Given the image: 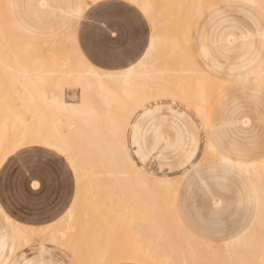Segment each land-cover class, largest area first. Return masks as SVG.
Here are the masks:
<instances>
[{"label":"rangeland","instance_id":"374dc122","mask_svg":"<svg viewBox=\"0 0 264 264\" xmlns=\"http://www.w3.org/2000/svg\"><path fill=\"white\" fill-rule=\"evenodd\" d=\"M206 1V5L204 3L199 9L183 2L178 10L176 8L178 0L176 2L174 0L173 5L166 3L168 0H154V7H159H155V10H162V8L160 9L161 5H168L161 15L167 21L166 28V23L163 27L165 20L161 22V27H157L158 24L154 26L150 19L142 14L140 8L128 0L99 2L84 0L85 7L80 18H74L67 14V9L75 7L80 0H0V60L11 68L6 71L0 66V128L5 121L12 124V121L15 123V118L21 119L26 116L21 111L22 107L16 103L15 93L19 87L18 78L11 79V75L15 73L16 69L24 68L31 73L38 69H60L75 72L74 70H79L81 67L77 69L79 58L76 59L77 55L72 52L74 45L81 50L93 67L114 71L128 66L129 57L141 56L147 47L150 35L156 31L166 37L168 35L175 44L173 49L169 47V50L171 48L174 51L173 55L168 52L171 56L166 58L170 60H166L169 65L166 64L167 62L164 65L169 67L172 65L174 67L171 68L174 69L177 67L193 69L195 65V70L199 69L205 73V77L208 76L207 79L204 76L203 80L197 79V81L201 80V83L204 82L200 86H198L199 81L197 82L196 78L192 79L194 76H199L196 73L191 76L192 80L190 81L192 83L195 80L194 83L196 82L197 87L203 90L201 92L202 95L204 94L203 104L198 102L195 96L196 91L200 89L193 91L191 83L190 87L193 90H189V86V89L186 87L187 95L190 97H187L188 101L186 97L182 101L170 97L157 99L166 104L173 102V107L184 112L188 119L173 117L164 106L143 123L144 147L148 157L144 163H141L133 155L138 167H143L156 177L165 175L173 181H178L185 170L191 169V163H200L197 173L191 174L187 180L174 183L171 190H168L169 193L168 191L166 193L162 186L151 181L146 183L147 186L145 185L147 190L136 189L132 187L133 183H129V185L131 184L130 189H135L130 192L131 190L129 191L127 188L130 197L124 194L126 190L121 191L122 194L130 198L128 202V198H122L127 206H130L122 209L117 203L119 202L116 197L118 191L115 188L117 183L114 184L113 189L112 187L109 189L105 185L107 186L104 187L105 192H103L105 190L102 189L103 187L98 190L94 186L99 181L90 187H93L92 189L95 187L94 192L89 188L82 190L80 187H84V183L80 187L77 184L78 180L81 182V178L86 176L90 180L87 179L84 182H92L91 176L94 178L95 174L92 175L93 173L90 171L92 174L90 173L89 178L87 170L98 166L94 162L98 158L89 163L94 166L90 169H86L83 165L88 175L77 180L66 154H60L47 146L31 143L8 155L0 166V204L15 221L35 227L47 224L57 219L70 207L76 195L83 194L82 196L87 198L86 189L90 190L92 198H88L92 207L95 206V208H89L91 207L89 201L88 204H80V206L89 205L86 209L83 208L84 210L79 215L83 219L87 215L85 220L89 219V226L86 227V229L88 228L86 234L83 229L79 228L84 220L82 222L81 218L76 216L78 225L76 221L72 223L74 228V224L77 225L76 233H74L77 234L76 238L73 241L66 239L68 243L74 244V247L68 246L65 240L56 245L50 242V237L41 236L40 238L44 240L33 237L29 248L25 251L26 257L32 260V264H193L191 258L187 256V252L192 249L200 254L199 264H206L209 263L203 261L204 257L209 255L206 244L214 241L211 249L216 252L217 260H219L221 255H218V252L222 253L224 249L222 240L232 229L248 226L249 203L246 189L236 176L238 173L233 170L226 172L224 166H221L217 161V157L224 155L233 160L245 162L264 156V86L257 84L252 76H249L245 81L237 80L239 75L249 72L264 60V43L261 44L257 37L251 41L253 47L248 57L258 54L259 61H257L259 63L256 62L247 69H242L239 58L246 52L240 45V38L244 35L263 32L264 23L262 20L264 16L259 9L246 2ZM161 12L163 10L159 13ZM161 16L159 14V17ZM228 35L237 38V41L231 46L220 41ZM72 40H75L72 45L76 44L70 48ZM167 40L169 41V39ZM21 41L44 45V47L26 50L21 48ZM54 43H57L56 47H54ZM162 53L161 51V55L158 54L159 57L163 55ZM168 53L165 54V57ZM46 58L47 60H45ZM159 60L163 59L159 58ZM44 61H47L45 66L42 65ZM53 61L55 62L53 63ZM157 64L160 67L163 65L162 62V65L159 62ZM54 78L45 80L32 88L48 93L56 84ZM28 81L30 82L32 79L30 78ZM106 83L108 86L111 84L110 87L116 88L115 82L114 84ZM156 83L158 84V82ZM60 87L62 90L64 89L62 92L67 100L72 102L80 100L78 96L80 92L76 88L78 86L73 87L71 82L62 81ZM158 87L160 88L162 85H157ZM190 91L191 93L188 94ZM192 93L195 94V99L191 98ZM86 97L88 101L85 99V102H88L90 109L99 108L97 97L96 99L93 94L86 95ZM122 100L126 105L120 104L124 108L126 106V109L129 108L126 103L129 102L127 98L126 101L125 98ZM195 102L203 105L205 113L203 119L196 116L195 107L198 104ZM151 103L153 104L154 101ZM37 104L42 107L43 113L35 116L49 120L53 113L45 109L46 104L42 101L39 100ZM120 104L118 106L122 109ZM201 104L199 105L202 107ZM114 109L111 110V114L114 112V115H122L121 111H118L120 113L117 114ZM99 110L101 109L99 108ZM96 114L98 117H102L105 124L104 111H97ZM62 119L70 120L69 117ZM100 123H102L101 120ZM96 127L98 128V126ZM101 128L106 129L102 125L100 133L102 132ZM108 128L111 130L110 127ZM107 131L108 129H106V133ZM186 131L190 136L185 134ZM182 132L184 136H179ZM103 133L101 134L103 135ZM69 134L68 140L71 144L68 141L67 145L71 149L77 148V143H81L82 140L78 138V134L73 135L75 131ZM110 134L112 135V133ZM117 135L122 136L120 138H124L129 143V130ZM100 136L97 138L99 139ZM13 137L15 136L12 133L6 134L8 142ZM69 137H72L71 140ZM101 137L105 139L108 135ZM164 138L167 139V142L162 141ZM78 139L80 142L76 143ZM115 139H117L116 136ZM207 139L211 140L216 148V155L205 153L204 145ZM82 144L83 141L81 146L79 144L80 150L78 148L80 154L83 152ZM187 148L195 149V155L190 163L184 164L182 156ZM69 149L67 151L75 154L73 150ZM101 167L99 164L97 169L101 170ZM95 170L94 173H96ZM102 178H100L101 181ZM107 178L111 180L110 177ZM112 179L120 181L118 176H114ZM33 182H38V190H34L32 187ZM122 183L120 184L122 185ZM129 185L128 187H130ZM77 186L82 190V194ZM123 187H125L124 184ZM97 190L100 194L103 193L104 196L101 194L102 200L98 197ZM94 199H96V203H94ZM211 199L219 201V205H213ZM85 201L87 200L85 199ZM120 205L122 206V204ZM0 240L6 242L1 261L6 258L9 261H15L19 253L14 255L12 253L13 242L10 228L1 213ZM101 243L103 247L105 244H112L110 247L116 245V247L114 246V250H109V245L108 247L106 245L107 249L104 248V250L112 251L108 253L105 250L104 257L103 253L101 255L97 252L101 256H96V250H99ZM40 245L47 249L46 252H40ZM106 252L111 256H108ZM98 257L105 259H102L101 262L97 260ZM214 259L216 261V258Z\"/></svg>","mask_w":264,"mask_h":264},{"label":"bare ground","instance_id":"6f19581e","mask_svg":"<svg viewBox=\"0 0 264 264\" xmlns=\"http://www.w3.org/2000/svg\"><path fill=\"white\" fill-rule=\"evenodd\" d=\"M85 1H87V0H85ZM132 1L135 2V4L137 3L141 6L142 10L149 17V19L154 24V26H157V24H158L159 26H157V27H161L160 26V24H162L161 22H163V20H165L162 18L161 15H162V13H164L165 8H167L168 5H164V6L161 5L160 9L162 8L163 12L159 13L162 10L158 9L159 10L158 11V10L154 9L155 7L159 8L157 6L154 7V5H153L154 0H132ZM173 1L174 0H168V2H166V3H170L171 5H173ZM176 1L177 0H175V2ZM205 1L206 0H178V3L176 4L177 7L176 6L175 7L178 8V10H179L181 8L180 5L183 4V2H185V3H189L190 5L199 9L201 5H204V3L206 5V2H208V1H206V2ZM255 1H257L259 4H263V2H264V0H255ZM159 14L161 17H159ZM159 18H162V19H159ZM159 21H160V23H158ZM166 22L167 21L165 20L163 22V24ZM163 27H165V24ZM166 28H167V23H166ZM72 36H74V34H72ZM168 37H169L168 35L166 37L165 35L159 34L156 31H155V33H152L151 43H150L149 49H148L145 57L135 67L128 69V70H125V71H121V72H104V71H100V70L95 69L92 66H90L84 60V58L81 56L76 45H74L76 43L73 44L74 46L72 45V42H75V40L71 41V47L70 48H72V46H73L72 52H74L77 55V56L75 55L76 59L79 58L78 60L81 61V62L80 61L78 62V60H77V63H79L81 65L80 66L78 64L77 69H79L80 67H81V69L74 70L75 72H68V71H63L60 69L59 70L58 69H51V70H49V69L48 70L38 69V71H34L33 73H31V72L25 70L24 68L16 69L15 73L13 75H11L12 80L15 78H18L17 83H18L19 87L15 93L16 103L22 107L21 111L24 114H26V116L22 117L21 119L15 118L14 119L15 123H13V121H12V124H10L11 122L9 123V122L5 121L1 125V128H0V161L8 153H10L12 150L16 149L19 146L31 144V143H33V144H44V145H47L49 147H52L53 149H56L57 151L61 152L63 155L66 154V158L71 163V165H72V167L76 173L77 180L79 178L85 176L87 174V172L89 173V178H90V175L92 173H93L92 175H94V174L96 175V176L94 175V178H93V176H91L92 177L91 181L93 182L92 185H91L92 182H90V181H88L89 183H86V181L84 182V180L88 179L87 176H86L87 178L86 177L85 178L83 177L84 179L81 178L82 179L81 182H79V180L77 181V184L79 187H80V185H82L84 183V187H80L82 190L84 188H89L90 190H93V192H94L96 190L95 187H94V189H92L93 187L92 188H90V187L93 186L94 183L96 184L98 181H99V183L97 185H94V186H96L97 189L100 187L101 188L103 187L102 188L103 190L105 189L104 187H107V186L109 189L111 187L113 189L114 184L117 183L115 186L116 190L118 191V193L116 192V195H117L116 197H118L119 199L122 200V203H121V200H119L117 198V201H119L117 203L120 207L118 205L117 206L119 208H122V209L129 208L130 206H127L126 202L122 198L127 199L128 197H130L129 196L130 192H133V190L135 188L136 189L140 188L141 190H143V189L147 190L145 185L149 181H151L152 183H155L156 185H158L160 187L162 186V189L164 188L163 190L167 193L168 190H171L173 184L178 182V181H162V180L150 179V178L146 177L143 173H141L138 169H136L132 165V163L128 159L127 154L125 152L124 138H120L122 136L117 135V134H123L125 132L126 124L129 120V118L131 117V115L142 104L146 103L147 101L155 99V98H161V97H170L173 99H179L181 101L184 97H186V100L188 101V99L190 97L187 95V90L189 88H190L189 90H191L193 88L194 89V90L192 89L193 91L200 89L197 87L196 82L194 83V81L195 80L197 81V79L203 80L202 78L205 77V73L201 72V70H199V69L195 70L194 69L195 65H194L193 69L192 68L187 69L185 67L184 68H178L177 67L176 69H174V68H171L174 66H172V65H170V67L168 66L169 62L166 60H169V59H166V58L171 57V56H169L170 53H171L170 55L174 54L173 53L174 51H172V49L175 46L174 40L172 39L173 40L172 41L171 38L170 37L168 38ZM167 39H169V41ZM69 40H71V39H69ZM170 41H172V42H170ZM58 44H60V43H58ZM53 45H54V47H56L57 43H54ZM53 45H51V46L53 47ZM172 45H173V47H172ZM41 47H44V45H36V44H32V43L27 42V41H21V48L26 49V50H31V49L41 48ZM163 47H165V48L163 49ZM166 47L168 48V50ZM169 47H171L172 49L170 48V50H169ZM161 51L163 52L162 53L163 55L161 57H159V55H161L160 54ZM164 51H166V52H164ZM168 52H170V53H168ZM166 53H168V55L165 57ZM159 58L160 59L162 58L163 60H159ZM45 60H47V58ZM46 62L44 61V63H42V65L44 64V66H45ZM54 62L55 61H53V63ZM158 62L160 64L162 62L163 65L161 64L162 66L160 67L157 64ZM164 63H166L168 65H166V64L164 65ZM0 66L2 67V69L5 68L3 70H6V69L10 70L11 69L9 66L4 65L1 60H0ZM197 68H198V66H197ZM194 73L199 75L201 78H197L199 76H197V77L194 76V77H192V79H194V78H196V79L191 83L190 82L192 80L191 76L195 75ZM207 77H205V78L207 79ZM30 78L32 79V81L29 82L28 80ZM51 78H54L56 80V84H54V86L50 89V91L48 93H44L40 90H36V89L32 88V86L38 85L39 83H41L45 80L51 79ZM255 80L258 83H261L264 85V69H263V71H261L257 75ZM62 81H65V82L69 81V83L71 82V85L73 87L78 86V87H76L79 89L78 92H80L78 94L79 99H80L78 102H72V101H69L65 98V96L63 95V92H62L64 89L62 90V87H60V84ZM200 81L197 83L198 86L203 85V83H204L203 81H202L203 83H201ZM106 82H110L112 84H114V82H115L116 88L110 87L111 84H110V86H108ZM156 82H158V84ZM190 83L195 85V86H193V85L191 86ZM157 85H160V86L162 85V87L157 88ZM188 86H189V88H188ZM186 87L188 89H186ZM195 87H197V88H195ZM201 88H202V86H201ZM202 91H203L202 89L197 90L196 95L195 94L194 95L197 97L196 98V99H198L197 101L201 102L203 104V102H204L203 95L204 94L202 95V93H201ZM190 93H191V91L188 92V94H190ZM90 94H93L95 96V98L96 97L98 98L97 103H98L99 108L101 110H103L105 113L104 119L106 120L107 125H106V123L104 124V122L102 121V117H98L96 114L97 111H99V112H103V111L99 110V108L96 110L92 109V108L90 109L88 102H85V99L88 101V98L86 97V95L88 96ZM194 95L192 93L191 98L195 99ZM120 97L125 98V101L127 98V100L129 102H126V103H128L129 108L126 109V106L124 108V106L121 105V104H123V105H126V104L122 100L123 98L120 99ZM187 97H189V98L187 99ZM39 100L46 104V106H45L46 110L51 111L53 113L52 117H50L49 120H44L42 117L35 116V115H38L40 113H43L42 107H40L37 104ZM198 102L197 103L195 102V104H198ZM201 103H199V104H201ZM119 104L122 106L123 110L121 109V107L118 106ZM199 104L197 106L195 105L196 106L195 110L198 113L202 114L204 111L203 110L204 108H203L202 104H201L202 107ZM113 108H115L114 110H115V112H117V114L120 113V112L118 113V111H121V114L124 116L114 115L115 114L114 112H113V114H111V110ZM125 110H126V113L124 114ZM29 113H30V115H28ZM63 117H69L70 120H68V119L64 120V119H62ZM98 118H100V119H98ZM100 120L102 123H100ZM101 124L103 126H105L106 129H108L109 132L107 131V133H109V134L106 133V129L104 130V128L103 129L101 128V131H102L101 133L104 132L103 135L99 132L100 127L102 126ZM111 125H112V127H111ZM96 126H98V128ZM106 126L110 127L111 130ZM80 128H82V129H80ZM95 128H97L99 130H97ZM15 129H16V131H15ZM79 129H80L81 134H83V135L79 134L80 133ZM74 131H75V134H73V135L76 136L78 134L77 135V136H79L78 138H80L83 141V144H82L83 146L81 147V148H83V149H81V150H83V152L81 154L79 151L80 150L79 144L81 146L82 141H81V143H77L78 141L80 142V139L76 140V143L78 145L77 148L74 147V149H77V150L71 149V147L69 145H67V143L69 141L68 136H70L69 133L74 132ZM9 133L10 134L12 133L15 136L12 138V140H10V142H8L6 140V134H9ZM110 133H112V135ZM100 135L103 137L108 135V137H105V139H104ZM113 135H115L117 139H115V136L112 137ZM86 136L87 137L89 136V137L87 138ZM94 136H95V138H97V136H100V138L99 139L97 138L98 139L97 140L94 138ZM111 137H112V139H111ZM71 138H70V140H71ZM111 141H112V143H111ZM69 143L71 144L70 141H69ZM88 143L91 145L90 148H89ZM85 144H87V145H85ZM100 144H102V146H100ZM92 146H94V147H92ZM78 148H79V150H78ZM68 149L71 151L73 150V152H75V154L71 153L70 151H67ZM211 152L213 155H215L213 153V151H211ZM96 158H98L99 162H98V160L94 161V162H96L95 164H98V166L94 167L93 164L91 166L89 163H91V161L93 162V160ZM217 158H219V157H217ZM99 164H100V167L104 166L105 168L101 167L102 168L101 170L97 169L99 167ZM83 165L86 169L87 168L90 169L91 167H94V168H92L91 170H87V172H86ZM87 166H89V167H87ZM240 167L247 174H249L251 176V178L253 179V181L256 184L258 194H259V209H258L257 216H256L253 224L251 225V227L241 237H239L235 241H232L231 243L224 245V249L222 250V253H219L220 251L216 250V251H219L218 255H221L219 260H217V257H216L217 254H215L216 252L213 249H211L212 245L206 244V247L209 250L208 257H204L205 260L203 259V261L209 262L206 264H264V163L258 164V165H240ZM93 169L94 170L97 169V170H95L96 173L93 172L94 171ZM103 176H105L106 179L103 180V178H105ZM114 176H118V180H120V181L113 180L112 178H114ZM107 177H110L111 180ZM100 178H102V181L100 180ZM97 179H99V180H97ZM124 179H126V180H124ZM88 180H90V179H88ZM100 182H102V183H100ZM122 182H124V183H122ZM85 183H86V187H85ZM103 183H105V184H103ZM107 183H109V184H107ZM120 183H122V185ZM125 183H127V184L125 185ZM129 183H133L134 185L132 184V187H135V188L131 190L130 189L131 184L129 185ZM99 184H102V185H99ZM123 184L126 188L123 187ZM105 185H107V186H105ZM109 185H111V186H109ZM128 185L130 187H128ZM127 188H129L128 190L129 191L131 190V191L127 192ZM82 190H81L80 194L83 193ZM86 190L85 191L89 193V194L87 193V195H88L87 198L82 196L83 194L82 195H76V198H75V201H74L72 207L69 209L67 214L57 223H55L51 226H48L46 228L36 229V230L18 227L16 229V248H17V250H20L22 248L29 246L30 241L33 237H36V238H38V237L40 238L41 236L50 237L51 238L50 242H53L52 244L55 243L56 245L60 241L63 242L64 240L66 241V243H68L66 239L73 241V239H75L76 235H77V234H74V233H76L77 225H78V221L76 220V218H77L76 216L81 215L80 212H82V210H84L83 208L86 209V207H89V205H91V207H89V208H95V206L92 207V203H90L91 201H89V198H92V197H90L91 196L90 190H88V189H86ZM98 190H97V192H99ZM123 190L124 191L126 190L127 193L124 192ZM85 191H84V193H85ZM105 191H106V189L103 192H105ZM121 191L124 192V194L127 195L128 197L125 196L124 194H122ZM78 192L79 191L77 190V193ZM97 192H95L96 195H97ZM100 192H101V189H100ZM100 192L98 193V197H100L102 200L103 193H101L102 194L101 195ZM119 192H120V195H118ZM169 192L170 191H168V193ZM96 195H94V196H96ZM93 198H95V197H93ZM85 199L87 201H85ZM96 199L99 200V198H97V196H96ZM96 199H94L95 202L94 201H92V202L96 203ZM131 199H132V197H131ZM129 200H130V198L127 199V202ZM87 202L89 203V205H87V206L84 205L85 207L83 205L80 206V204H84V203L86 204ZM99 203H101V201H99ZM120 204H122V206ZM129 205H130V202H129ZM89 208H87V209H89ZM77 210H81V211L77 212ZM82 215H83L82 217H84V214H82ZM86 216L87 215H85L84 219L79 216V218H81L80 221L84 220V222L82 221L83 222L82 225H80V227H79V228L83 229V232H86L88 229V228L86 229V227L89 226V224H88L89 219L85 220V219H87ZM75 221L77 222V225L74 224L76 229L73 227V224H72ZM86 221H88V222H86ZM86 234H87V232H86ZM86 234L83 233L84 236H86ZM40 239H43V238H40ZM40 242H42V241H40ZM67 245L74 247V244H72V243H68ZM106 245H107V247H108V245L110 247V245H112V244H105L104 247H103V244L101 246L99 244V246L102 250L100 248H98L101 252L99 250L98 251L96 250V254H97V252L101 253V255L103 253L102 256L104 257V254H105L104 251L107 249ZM114 246L116 247V245H114ZM114 246H111L112 248L110 247L109 250L110 249L114 250ZM104 248H106V249L104 250ZM216 249H217V247H216ZM115 250H116V248H115ZM106 251L108 253L111 252L108 250H106ZM113 252H112V254H113ZM99 253L96 256L100 255ZM187 253H188L187 256H189L191 258L190 260H192L191 262L193 264H199L200 263L201 259H200V254L198 251L192 249L191 251L189 250ZM107 254L105 255V257L107 256ZM108 256H111V255L108 254ZM103 257H98L99 259L97 258V260H100L102 262L103 261L102 259H105ZM214 258H216V261ZM134 263H137V262L134 261ZM142 264H144V263H142Z\"/></svg>","mask_w":264,"mask_h":264},{"label":"crops","instance_id":"0c3cea01","mask_svg":"<svg viewBox=\"0 0 264 264\" xmlns=\"http://www.w3.org/2000/svg\"><path fill=\"white\" fill-rule=\"evenodd\" d=\"M93 2H99V1H109V0H92ZM129 2L135 4V2H133L132 0H128ZM226 1H236V2H246L249 3L250 6L255 7L257 9H259L261 11V13L264 16V2L263 4H259L257 1L255 0H226ZM136 5L140 8L142 14L149 19V17L145 14V12L142 10L141 6L139 4L136 3ZM84 0H80L79 4H77L75 7H69L67 9V14H69L70 16L74 17V18H80L83 10H84ZM151 21V20H150ZM262 22L264 23V18L262 20ZM259 24V23H258ZM257 37L259 39V41L261 42V44L264 43V30L263 32H258L255 35H244L240 38L241 40V47L242 49H245L246 52L245 54H242L239 58H240V62H241V67L242 69H247L248 67L256 64V62H258V54L257 55H253L252 57H248L249 52H251V49L253 47L252 45V40L253 38ZM151 39H152V34L150 35V39L148 41L147 47L144 50V52L142 53L141 56L137 57V56H132L128 58V66L124 67V68H120L114 71H105L101 68L98 67H93L92 64L85 58V56L82 54L81 50L78 48L81 56L84 58V60L93 68L98 69L100 71H104V72H121V71H125L128 69H131L133 67H135L146 55L150 43H151ZM221 42L225 43L228 46L233 45L236 41L237 38H235L233 35H228L224 38H222L220 40ZM258 60V61H257ZM259 63V62H258ZM264 69V60L260 62L259 66L250 69L249 72H244L242 75H239L237 77V80H242L245 81L249 76L253 77V80L259 84L264 86L261 83H258L255 78L257 77V75L263 71ZM157 99L159 98H155L152 100L147 101L146 103L142 104L129 118L127 124H126V130H129V143L125 141L124 139V148H125V152L127 154L128 159L130 160V162L132 163V165L138 169L141 173H143L146 177L150 178V179H156V180H162V181H173L171 180L169 177L162 175L159 177H156L155 175L148 173L145 169H143V167H138L137 164L135 163L134 159H133V155L137 157V159L141 162L144 163L147 160V154L145 151V141H144V137H143V123L145 120L149 119L154 112L159 111L161 108H163L164 106L166 107V109L168 110V112L176 118H184V119H188V116L180 111L177 110L176 108L173 107V102L171 103H163L158 101ZM173 99V98H172ZM151 101H154V103L152 104ZM150 104V105H149ZM196 116L200 117L201 119L204 118V111L202 114L198 113L195 110ZM185 134H187L188 136L189 133L186 131ZM184 136V133H180L179 136ZM190 138V137H189ZM163 142H167V139L164 138L162 139ZM27 145V144H26ZM44 145V144H41ZM24 146V145H22ZM17 147L16 149L12 150L10 153H8L1 161H0V166L2 165V163L5 161V159L8 157V155L12 154L13 152H15L16 150H18L20 147ZM47 146V145H44ZM49 147V146H47ZM50 149L62 154L61 152L57 151L56 149H53L52 147H49ZM204 150L206 154H212L211 151H213V153L216 155L217 151L216 148L214 147V145L212 144L211 140H206L205 141V145H204ZM195 155V149H191V148H187L184 150L183 153V163H190V161L193 159ZM219 158H217V161L219 162V164L221 166H224L225 171L226 172H231V170L236 171L238 173V175H236L242 182V185L245 187L246 192H247V196H248V203H249V214H248V226H246L245 228H235L234 230L232 229L231 232H229V234L222 240L223 245H226L228 243H231L232 241H235L236 239H238L239 237H241L253 224L257 213H258V209H259V194H258V190L256 187L255 182L253 181V179L251 178V176L249 174H247L241 167L240 165H258V164H263L264 163V156L257 158V159H252L250 161H240V160H233L227 156L224 155H219ZM68 160V159H67ZM70 163V162H69ZM71 164V163H70ZM72 166V165H71ZM200 167V163L196 162V163H191V169H187L185 170L182 174H181V178L178 181H184L189 179L190 175L193 173H197L198 169ZM76 174V173H75ZM77 178V177H76ZM177 181V180H175ZM38 182H33L32 183V187L34 188V190H38ZM76 198V197H75ZM75 198L72 202V205L75 201ZM211 203L213 205H219V201L211 199ZM72 205L70 207H68L57 219L44 224V225H39L37 227L33 226V225H29V224H25V223H20L15 221L12 217H10L6 211L4 210V208L2 207V205L0 204V213L3 216V218L7 221L9 228H10V232H11V239L13 242V255L15 253H19V255L17 256V259L15 261H9L7 258L5 260H2L3 257V253L6 247V242L4 240H0V264H32V260L26 257V249L29 248V246L22 248L20 250H17L16 248V229L18 227H23L26 229H43L46 228L48 226H51L55 223H57L58 221H60L69 211V209L72 207ZM214 241L209 242V245H212ZM46 248L43 245H40V252H46Z\"/></svg>","mask_w":264,"mask_h":264}]
</instances>
